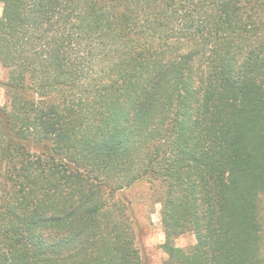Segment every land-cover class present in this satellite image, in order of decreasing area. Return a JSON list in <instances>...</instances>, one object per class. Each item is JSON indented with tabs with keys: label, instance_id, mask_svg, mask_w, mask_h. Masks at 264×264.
<instances>
[{
	"label": "trees",
	"instance_id": "trees-1",
	"mask_svg": "<svg viewBox=\"0 0 264 264\" xmlns=\"http://www.w3.org/2000/svg\"><path fill=\"white\" fill-rule=\"evenodd\" d=\"M0 2V264L264 263V0Z\"/></svg>",
	"mask_w": 264,
	"mask_h": 264
},
{
	"label": "rangeland",
	"instance_id": "rangeland-1",
	"mask_svg": "<svg viewBox=\"0 0 264 264\" xmlns=\"http://www.w3.org/2000/svg\"><path fill=\"white\" fill-rule=\"evenodd\" d=\"M3 5L0 2V18ZM8 79V70L0 62V104L7 103V91L4 82ZM155 184V185H153ZM140 181L119 193L131 202V208L142 225L139 245L146 264H171L168 254L162 247L165 232L162 224V203L164 188L161 183ZM196 242V236L189 232L177 238L176 244L190 247ZM264 264V263H263Z\"/></svg>",
	"mask_w": 264,
	"mask_h": 264
}]
</instances>
